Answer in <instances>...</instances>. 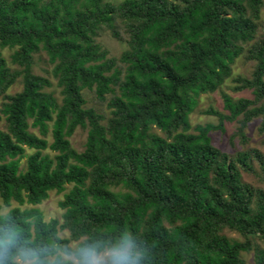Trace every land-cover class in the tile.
Returning <instances> with one entry per match:
<instances>
[{
  "label": "trees",
  "instance_id": "16d2710c",
  "mask_svg": "<svg viewBox=\"0 0 264 264\" xmlns=\"http://www.w3.org/2000/svg\"><path fill=\"white\" fill-rule=\"evenodd\" d=\"M263 9L264 0H0V264H79L81 248L108 252L105 264H247L249 252L264 264V154H230L210 135L236 122L231 137L246 144L257 118L264 133ZM101 31L125 48L110 54ZM41 54L44 74L34 70ZM239 57L253 62L249 75L233 76ZM228 79L251 97L221 92L223 110H203L217 122L192 125L200 96ZM77 128L81 150L70 140ZM50 191L62 193L63 212L46 220L37 205ZM116 250L128 260L115 261Z\"/></svg>",
  "mask_w": 264,
  "mask_h": 264
},
{
  "label": "rangeland",
  "instance_id": "374dc122",
  "mask_svg": "<svg viewBox=\"0 0 264 264\" xmlns=\"http://www.w3.org/2000/svg\"><path fill=\"white\" fill-rule=\"evenodd\" d=\"M113 2H117L120 0H109ZM263 18H264V9H263ZM104 47H106L110 54L118 55L122 49L125 48V43L119 41L109 34L108 31H101L100 36L97 39ZM5 55H8L9 51H4ZM253 62L247 61L243 57H239L233 63V76L238 74L240 75H249L252 69ZM51 67L46 64L44 54L35 55V65L34 70L37 73L44 74V69H50ZM53 82L52 89L55 92V95L59 97L58 87L56 86V80L51 73L48 74ZM233 86V82L228 79L221 88L214 93L203 94L200 96L198 105L195 110L190 114V122L192 125L196 124H204L206 122H217V117L213 115H207L203 113V110L212 107L218 110H223V102L221 97V92H226L231 95L234 99L239 97H251L250 90H241V91H233L231 87ZM20 89V84L13 86L10 92H15ZM85 97L88 100L89 105H94L97 108H101V105L96 104L93 95L89 91H84ZM258 124L259 119H254L249 122L246 128V136L248 141L246 144H242L237 137H231L236 130L237 123L236 122H226L225 123V130L224 131H213L210 133L212 137V143L219 147L220 149L232 154L235 153L237 150H241L243 148H257L264 154V133L258 132ZM1 126V125H0ZM86 137V132L80 128H77L73 135L70 137L72 146L77 149L81 150L83 147V143ZM24 161V158L22 159ZM245 179L249 182H253L256 185H261L258 179L252 175H245ZM62 198V193H56L55 191H50L48 198L43 200L40 204H38V208L42 211L44 218L46 220L57 217L60 218L63 210L58 207V201ZM12 205H16L13 203ZM7 207H3L2 212L7 211ZM229 236L238 237V234L233 231L225 230ZM60 234L62 236H67L66 231H61ZM261 246L264 247V241H259ZM108 256V252H103L100 254L95 255L98 258L99 264H105V260ZM243 257L245 258L247 264H254L252 252L243 253Z\"/></svg>",
  "mask_w": 264,
  "mask_h": 264
},
{
  "label": "clouds",
  "instance_id": "9594fccd",
  "mask_svg": "<svg viewBox=\"0 0 264 264\" xmlns=\"http://www.w3.org/2000/svg\"><path fill=\"white\" fill-rule=\"evenodd\" d=\"M76 258L79 264H99L98 258L95 257L92 250L87 248H81L77 250ZM114 260L123 262L128 260V256L122 252V250H116Z\"/></svg>",
  "mask_w": 264,
  "mask_h": 264
}]
</instances>
